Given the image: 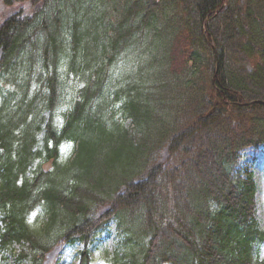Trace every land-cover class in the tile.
Masks as SVG:
<instances>
[{
	"label": "trees",
	"instance_id": "1",
	"mask_svg": "<svg viewBox=\"0 0 264 264\" xmlns=\"http://www.w3.org/2000/svg\"><path fill=\"white\" fill-rule=\"evenodd\" d=\"M3 2L32 10L0 22V250L42 264L81 242L90 264L115 220L121 264H264L240 166L264 146V0ZM139 31L142 59L121 73ZM182 32L192 52L174 66Z\"/></svg>",
	"mask_w": 264,
	"mask_h": 264
},
{
	"label": "rangeland",
	"instance_id": "2",
	"mask_svg": "<svg viewBox=\"0 0 264 264\" xmlns=\"http://www.w3.org/2000/svg\"><path fill=\"white\" fill-rule=\"evenodd\" d=\"M19 8H25L26 12H28V10H32L26 3H18L14 6H7L3 2V0H0V22L9 14L16 12ZM108 11L112 10L109 8ZM111 15L113 16L111 19H114V17H118V13L114 11L111 12ZM185 36L186 34L184 32H182V34L178 33L177 38L180 40V42L176 41L171 48V57L174 66H179L184 60L188 58V55L192 52L189 44L185 39ZM147 40L148 38L146 37V35L139 31L138 36L132 43V50L126 52L121 56V59L124 57V59L119 64L121 73L125 72L128 63L133 64L137 60L142 59L141 51L144 47L143 45L147 44ZM61 72L62 76L66 75L64 67H61ZM64 79H66L69 93L65 100V104H63L57 111L58 117L56 118V121L58 123L62 122L60 113L63 111V109L65 110L66 103L71 100V93L74 88L78 87L79 82V79L75 76V74H72L70 77H64ZM110 101H113V99H111ZM113 111L114 113H117L116 110ZM46 115H48V111L46 112ZM60 151L62 158H68L72 154L73 144H63ZM244 153L245 154L242 157L240 166L242 167V165L244 166L245 164H248L249 169L253 172L254 180L257 184L256 218L259 226L264 229V146L259 147L258 150L247 148ZM168 157L169 152L167 148L164 147V149L160 151V161L164 162L168 159ZM45 167L49 168L50 163H46ZM29 217L31 223H36V221L40 219V211L36 210L32 212ZM118 233L120 235V229H118ZM120 239L122 240L121 236ZM120 243L116 234V222L115 220H112L108 223L107 227L95 237L94 242H92V245L90 246V256L91 258H93L91 264H121L120 262H115V259L113 261V258H110L114 253V250ZM82 247L83 243L81 242H77L74 245L59 243L45 255L42 264H80V258L78 255L76 256V254ZM23 248L24 245L15 243L10 249L0 250V264H30L28 260L18 259L16 255V253ZM260 255L261 258H264V244L261 247Z\"/></svg>",
	"mask_w": 264,
	"mask_h": 264
}]
</instances>
